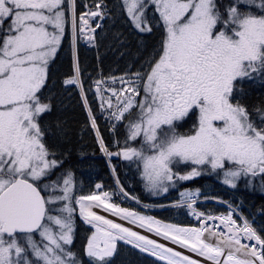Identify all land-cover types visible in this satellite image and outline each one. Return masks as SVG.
I'll list each match as a JSON object with an SVG mask.
<instances>
[{
    "label": "snow or ice",
    "instance_id": "1",
    "mask_svg": "<svg viewBox=\"0 0 264 264\" xmlns=\"http://www.w3.org/2000/svg\"><path fill=\"white\" fill-rule=\"evenodd\" d=\"M73 93L82 120L67 114ZM121 170L176 198L145 202ZM203 177L240 196L183 186ZM121 252L264 264V0H0V264Z\"/></svg>",
    "mask_w": 264,
    "mask_h": 264
},
{
    "label": "rangeland",
    "instance_id": "2",
    "mask_svg": "<svg viewBox=\"0 0 264 264\" xmlns=\"http://www.w3.org/2000/svg\"><path fill=\"white\" fill-rule=\"evenodd\" d=\"M93 53H96L94 49L92 50V55H93ZM80 54H81L82 66L88 65L90 67L91 65H93V64H90L89 62H87V50L86 49L81 48ZM107 57H108V59L104 63L105 70H108L110 67H114V63L112 61V54L108 53ZM62 70L63 71L69 70V65L67 62H65ZM77 101H78V94L73 93L71 100L68 102V113L67 114L74 121L83 119V114L81 113V109H80ZM89 143H90V141H89ZM107 171L108 170H106L101 163H98L96 168H95L94 174H93V183L96 182L97 180H99L100 182H102L105 185V190H108V187L112 184V181L110 179V175L107 174ZM184 184H185V187H190V188L202 187L204 190L211 193L212 195H216L219 197H223L224 195H231V194H233V196H237V197L240 196V193L231 192L225 186L221 185L218 181H216L214 178H211V177L197 178L196 180L191 181V182H184ZM87 188H88V184L86 182L85 189L87 190ZM170 193H172V191ZM170 193L166 194L167 200H162L159 197H149L147 195V193H145L144 196L149 197L151 199H155V201L160 200V203H167L168 199L173 197V195L176 194V192H174L172 194H170ZM135 194L138 196L140 195L137 192ZM249 199H251V197ZM148 203H153V202H148ZM124 206H129V205L125 204ZM206 206H209V205L207 204ZM154 211H156L157 214L162 213L167 217V218H162V217H159V215H156L158 218L170 220L171 222L187 223L188 219H189V217L181 214L176 209H171V210L166 211V212H164L160 209H155L151 212L152 215H155ZM123 253L127 254V255L129 254L126 252H123ZM131 261H132L131 258L125 259L126 263L131 262ZM120 263L122 264L123 262H120Z\"/></svg>",
    "mask_w": 264,
    "mask_h": 264
},
{
    "label": "trees",
    "instance_id": "3",
    "mask_svg": "<svg viewBox=\"0 0 264 264\" xmlns=\"http://www.w3.org/2000/svg\"><path fill=\"white\" fill-rule=\"evenodd\" d=\"M104 168H105V167H104ZM105 169H106V168H105ZM106 170H107V169H106ZM107 174H109L108 171H107ZM109 175H110V174H109ZM120 176H121V179H122V180H125V182L131 186V188H132V190L134 191V193L137 192L138 194H140L139 196L141 197V199L145 200V202H155V199H151V198H149V197L144 196L145 193L143 192L142 188H141L138 184H133L131 181H127V180L125 179V174H124V171H123V170L120 171ZM183 186L185 187V184H183ZM174 192H176V190H172V193H174ZM172 193H170V194H172ZM258 195H259V194H257L256 196H252V197H251L252 199H254L255 204H256L257 206L261 203V200L258 198ZM164 212H166V211H164ZM155 213L157 214L156 211L154 212V214H155ZM158 215H159V217L167 218V217H166L164 214H162V213H159ZM258 219H259V218H258ZM128 258H131V259H132V261H131L132 264H135V261H136L137 258H136L134 255H132L131 253H129V254L127 255V254H124L123 252H121L120 256L117 257V260H118L119 264H121L120 262H123L122 264H130V262H128V263L125 262V259H128Z\"/></svg>",
    "mask_w": 264,
    "mask_h": 264
},
{
    "label": "flooded vegetation",
    "instance_id": "4",
    "mask_svg": "<svg viewBox=\"0 0 264 264\" xmlns=\"http://www.w3.org/2000/svg\"><path fill=\"white\" fill-rule=\"evenodd\" d=\"M95 55H96V53H93V55H92V50L87 51V62H89L90 64H94L95 63ZM102 58L104 59V63L108 59L107 55L102 56Z\"/></svg>",
    "mask_w": 264,
    "mask_h": 264
},
{
    "label": "built area",
    "instance_id": "5",
    "mask_svg": "<svg viewBox=\"0 0 264 264\" xmlns=\"http://www.w3.org/2000/svg\"><path fill=\"white\" fill-rule=\"evenodd\" d=\"M192 188H195V187H192ZM231 197H233V194H231V195H224L221 198H223V199H230ZM175 198H176V194L173 197L169 198L168 200L175 199ZM208 205H209L210 208L211 207H215V202H211ZM191 219L192 218L189 217L188 221L191 220Z\"/></svg>",
    "mask_w": 264,
    "mask_h": 264
},
{
    "label": "bare ground",
    "instance_id": "6",
    "mask_svg": "<svg viewBox=\"0 0 264 264\" xmlns=\"http://www.w3.org/2000/svg\"><path fill=\"white\" fill-rule=\"evenodd\" d=\"M251 199H252V198H251ZM251 199H250V200H251ZM159 201H160V200H159ZM159 203H160V202H159ZM105 215H107V214L105 213ZM178 250H179V249H178Z\"/></svg>",
    "mask_w": 264,
    "mask_h": 264
}]
</instances>
